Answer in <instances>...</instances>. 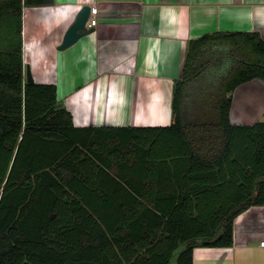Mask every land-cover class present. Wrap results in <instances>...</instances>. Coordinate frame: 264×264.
I'll use <instances>...</instances> for the list:
<instances>
[{
    "label": "trees",
    "instance_id": "1",
    "mask_svg": "<svg viewBox=\"0 0 264 264\" xmlns=\"http://www.w3.org/2000/svg\"><path fill=\"white\" fill-rule=\"evenodd\" d=\"M52 3L0 0V264H193L232 246L264 205V120H231L236 88L264 80V39H190L168 126L78 127L56 85L27 80L23 9Z\"/></svg>",
    "mask_w": 264,
    "mask_h": 264
},
{
    "label": "crops",
    "instance_id": "2",
    "mask_svg": "<svg viewBox=\"0 0 264 264\" xmlns=\"http://www.w3.org/2000/svg\"><path fill=\"white\" fill-rule=\"evenodd\" d=\"M94 30L60 49L83 6ZM216 31L258 32L264 0H54L23 9V59L33 81L54 84L78 127H150L173 122L175 81L190 39ZM264 120V80L236 88L232 123ZM264 205L234 220L230 247L197 246L193 264H264Z\"/></svg>",
    "mask_w": 264,
    "mask_h": 264
},
{
    "label": "water",
    "instance_id": "3",
    "mask_svg": "<svg viewBox=\"0 0 264 264\" xmlns=\"http://www.w3.org/2000/svg\"><path fill=\"white\" fill-rule=\"evenodd\" d=\"M91 6L85 5L82 7V9L79 11L76 20L74 23L70 26L68 29L64 40L62 44L60 45V49H65L75 42H77L81 37L91 33L94 28L93 27H87V21L90 15ZM27 80L29 82L33 81L32 74L30 72V69H27Z\"/></svg>",
    "mask_w": 264,
    "mask_h": 264
},
{
    "label": "built area",
    "instance_id": "4",
    "mask_svg": "<svg viewBox=\"0 0 264 264\" xmlns=\"http://www.w3.org/2000/svg\"><path fill=\"white\" fill-rule=\"evenodd\" d=\"M98 8L97 7H91L90 15L87 21V27H94L98 23ZM261 245L264 246V241H261Z\"/></svg>",
    "mask_w": 264,
    "mask_h": 264
},
{
    "label": "rangeland",
    "instance_id": "5",
    "mask_svg": "<svg viewBox=\"0 0 264 264\" xmlns=\"http://www.w3.org/2000/svg\"><path fill=\"white\" fill-rule=\"evenodd\" d=\"M211 78H212V76H211ZM263 120V119H262Z\"/></svg>",
    "mask_w": 264,
    "mask_h": 264
}]
</instances>
